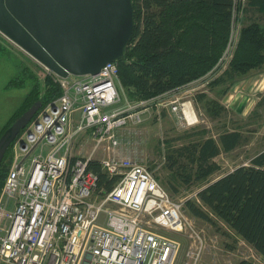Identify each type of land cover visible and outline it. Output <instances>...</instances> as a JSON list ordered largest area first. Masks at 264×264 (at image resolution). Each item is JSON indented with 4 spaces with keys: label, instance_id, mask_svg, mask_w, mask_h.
<instances>
[{
    "label": "built area",
    "instance_id": "obj_1",
    "mask_svg": "<svg viewBox=\"0 0 264 264\" xmlns=\"http://www.w3.org/2000/svg\"><path fill=\"white\" fill-rule=\"evenodd\" d=\"M38 64L41 84L51 75L61 94L11 143L0 189V264H81L86 254L89 264H173L177 242L150 228L182 232L188 226L196 234L183 202L120 148L119 132L142 122L143 111L134 108L147 101L116 106L122 101L117 62L96 74L65 77ZM84 134L93 142L87 155L73 152ZM92 160L118 176L110 190L99 187Z\"/></svg>",
    "mask_w": 264,
    "mask_h": 264
},
{
    "label": "trees",
    "instance_id": "obj_2",
    "mask_svg": "<svg viewBox=\"0 0 264 264\" xmlns=\"http://www.w3.org/2000/svg\"><path fill=\"white\" fill-rule=\"evenodd\" d=\"M134 29L125 55L117 61L118 79L130 101H148L176 91L214 72L221 63L233 28L234 9L252 16L264 15V0H132ZM0 38V52L4 50ZM219 64V65H218ZM22 75L31 86L22 103L11 114L2 132L35 101L42 107L55 100L61 89L51 75L42 85L35 70L23 65ZM253 69H264V26L250 19L239 31L232 56L221 74L212 81L217 85ZM23 77L10 84H22ZM124 91V92H125ZM204 97L203 94L199 98ZM224 107L213 99L205 101V111L218 116ZM244 142L239 130H225L217 137L204 136L171 148L165 156L166 167L183 184L204 181L220 169L214 158ZM12 161L11 144L0 163V189ZM89 168L98 176L99 187L106 192L118 176H108L97 160ZM176 191V188L168 182ZM194 217L223 222L264 258V150L247 165H240L207 182L196 197L184 201ZM247 264V263H244Z\"/></svg>",
    "mask_w": 264,
    "mask_h": 264
},
{
    "label": "rangeland",
    "instance_id": "obj_3",
    "mask_svg": "<svg viewBox=\"0 0 264 264\" xmlns=\"http://www.w3.org/2000/svg\"><path fill=\"white\" fill-rule=\"evenodd\" d=\"M233 15V28L219 67L189 85L135 107V110L143 111L144 119L136 126L131 124V130L119 132L121 152L147 166L173 199L183 202L182 213L196 231L193 234L188 226L182 232L150 228L177 242L173 264H264V258L223 222L215 217L213 223L194 217L184 206V201L195 198L196 192L207 182L237 166L247 165L253 156L264 150V69H253L236 78L231 85L228 81L212 85L232 56L240 28L250 19L264 26V15L256 13L247 17L237 8V4ZM0 38L3 40L4 37L0 34ZM4 44V50L0 52V129L30 89L31 79L22 75L23 65L33 71L35 68L41 70L37 62L6 39ZM18 77H23L24 82L11 85L10 81ZM117 87L122 101L116 106L131 105L133 101L128 99L126 91L120 84ZM201 94L204 97L199 98ZM207 99L215 100L224 110L218 116H210L205 111ZM184 105L189 107L194 123L184 116ZM225 130L241 131L244 142L232 151L217 155L214 160L220 169L206 180L183 184L166 167L165 156L171 148L204 136L217 137L218 133ZM92 145L86 134L81 135L73 152L87 155ZM99 157L101 155L96 153L95 158Z\"/></svg>",
    "mask_w": 264,
    "mask_h": 264
},
{
    "label": "water",
    "instance_id": "obj_4",
    "mask_svg": "<svg viewBox=\"0 0 264 264\" xmlns=\"http://www.w3.org/2000/svg\"><path fill=\"white\" fill-rule=\"evenodd\" d=\"M132 0H0V34L55 74H96L126 52ZM42 107L35 101L0 135V163ZM86 254L81 264H89Z\"/></svg>",
    "mask_w": 264,
    "mask_h": 264
},
{
    "label": "bare ground",
    "instance_id": "obj_5",
    "mask_svg": "<svg viewBox=\"0 0 264 264\" xmlns=\"http://www.w3.org/2000/svg\"><path fill=\"white\" fill-rule=\"evenodd\" d=\"M190 111V110H189ZM188 120L190 121V123H194V116H192L191 112H188V116H187Z\"/></svg>",
    "mask_w": 264,
    "mask_h": 264
},
{
    "label": "crops",
    "instance_id": "obj_6",
    "mask_svg": "<svg viewBox=\"0 0 264 264\" xmlns=\"http://www.w3.org/2000/svg\"><path fill=\"white\" fill-rule=\"evenodd\" d=\"M189 85V84H188Z\"/></svg>",
    "mask_w": 264,
    "mask_h": 264
}]
</instances>
